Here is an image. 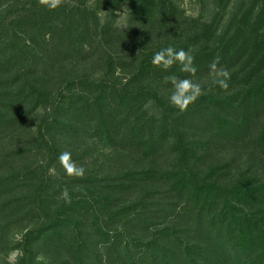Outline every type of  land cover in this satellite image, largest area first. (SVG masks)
I'll use <instances>...</instances> for the list:
<instances>
[{"label":"rangeland","instance_id":"374dc122","mask_svg":"<svg viewBox=\"0 0 264 264\" xmlns=\"http://www.w3.org/2000/svg\"><path fill=\"white\" fill-rule=\"evenodd\" d=\"M136 1L101 0V6L100 0H65L61 7L77 9V14L85 11L89 17L91 11L95 12L89 17V34L82 50L64 51L53 59L38 52L34 64L23 62L0 76V96L10 100L0 106V116L19 121L0 133V206L6 207L0 210V264H73L74 255L68 246L50 239L32 241V251L27 255L24 251L29 232L60 211L72 220L67 230H76L83 238H96L92 244L95 249L99 233L111 230L108 236L113 237L123 230L125 242L115 252L107 253L102 245L97 246L101 264H146L148 261H139L143 249L136 245L149 243L158 229L168 231L166 235L172 241L181 238V249L199 241L206 246L204 231L197 230L194 222V205L203 204L191 199V187L187 191L173 189L175 178H182L180 173L186 168L196 176L195 187L204 190L200 199L209 197L214 202V206L204 208L202 217H214L228 198L236 213L241 215V210L248 219H259L254 255L259 258L256 264H264V138L258 141L264 129V104L250 110L242 129L232 136L218 132L216 125L213 130L210 124L189 126L184 115L187 111L172 107L167 99L171 84L164 78L169 73L176 75L172 70L178 65L163 70L151 62L156 52L169 46L191 49L192 53L213 51L231 41L241 26V40L249 35L250 48L220 62L231 77L237 78L235 83L228 81L226 91L212 84L209 70L199 69L194 76L178 72L180 78L198 81L205 90L188 109H214L213 103L204 100L211 96L219 104L218 111L227 109L232 101L226 98L233 93L244 96L250 86L246 83L250 70L257 69V60L264 55V43L251 39L255 34L247 32L241 19L248 16L253 0H156L148 12H138V7L146 3ZM0 4V13L7 10L2 15L6 23L21 22L24 16L40 13L42 8L38 0H0ZM111 4L114 8H109ZM259 9L250 16L251 23ZM19 36L26 41L36 39L33 32ZM40 50H44L43 45ZM32 86L34 91L25 89ZM31 93L29 100L24 98ZM126 93L141 95L138 104L121 112L126 114L119 116L121 126L109 124L110 130L101 127V112L109 113L108 104L112 110L117 95ZM14 95L17 97H10ZM93 101L95 106L90 105ZM36 102L41 105L32 110ZM242 111L237 108L231 114L242 122ZM142 118L148 125L163 120L165 132L155 130L153 139L136 144L130 128L140 124ZM146 133L140 132V136L146 138ZM64 151L86 169L83 179L66 175L58 159ZM64 188L69 190L71 203L61 198ZM248 188L256 189L252 199L241 196ZM140 203L148 217L158 212L157 205L168 217L159 226L139 225L137 220L105 225V221L110 223L107 212L121 207L138 209ZM175 205V212L170 211ZM129 213L127 219L133 215Z\"/></svg>","mask_w":264,"mask_h":264},{"label":"trees","instance_id":"16d2710c","mask_svg":"<svg viewBox=\"0 0 264 264\" xmlns=\"http://www.w3.org/2000/svg\"><path fill=\"white\" fill-rule=\"evenodd\" d=\"M138 1L142 0H137L136 2ZM143 1L146 3V5L139 6L138 9L140 10H138V12L141 10L144 12L152 10L156 0ZM100 5H103L101 0ZM258 7H260L259 12L251 23L250 16H252L256 10H258ZM103 8L104 6L101 7V9ZM109 8H114V4H111ZM40 10V13L32 12L26 17L24 16L23 20H20L21 22L18 20H12L8 23L4 21L5 16H2L7 10H3L0 13V76L11 73L15 66L18 67L23 62H30L32 64L37 60V57L39 56L37 54L38 52H45L48 54L49 58L53 59L59 57L58 55L63 54L64 51H66V53H70L71 51L79 52L82 50V47L86 41L85 36L89 34V17L90 15H94L95 12L91 11L88 17L87 14H84L85 11L81 12L83 14H77L79 12L77 9L67 7H60L54 11H49L47 8L42 7ZM94 10H96V7ZM247 12H249L248 16L245 14L243 18H241L243 23L247 26L246 28L249 30L247 32L251 33L252 35L255 34V36L251 38L253 41L257 39V43H264V31L261 34L256 35L258 34V31L264 30V0H253L252 6ZM242 31H244V29L239 26L238 31L234 33V38L228 43L222 44V46H220L221 48L218 47L217 49L210 52L197 51L192 53L195 57L194 64L197 70H209V64L216 56L220 57L221 62L223 59H227L228 57H236L235 54L239 55L238 53L240 52H246V50L250 48L247 45V39L249 38V35H246L247 37H244V39L241 40L243 37ZM31 32L34 33L36 39H32L30 41L27 38L26 41L23 39V37L19 36V33L26 35ZM47 36L49 37L46 41ZM76 42H78V45ZM41 45H43L44 48L42 51L40 50ZM20 54L22 58L19 61V57H21ZM257 62V69L253 68L250 70V76H248V80H246V83H249L250 86L246 88V93H244L243 97H241L238 93H233L232 96L226 98L232 101L229 104L230 107L227 109L223 107L222 111H218L216 109V106H219V104L214 101L213 96L208 98L204 97V100H209L214 104L215 108L208 109L206 112L202 107H197L196 109L193 108V110L188 109L184 114L186 123L188 125L190 124L200 128L204 127V125L210 124L209 126L212 130L214 129V125H216L218 132L228 133L229 136H232L234 133H238L239 130L242 129L243 124L246 123V120H248L250 117V110L256 109L259 105L264 104V75L262 74L264 70V55H261ZM179 67L180 66L178 65L175 70H172L177 71L176 76L178 77L181 76V73H178L180 72ZM259 71L262 76H259ZM168 75L172 74L169 73ZM235 81H237V78L231 77L229 82L235 83ZM25 89L34 91L33 86L29 88L25 87ZM23 92L24 90L20 91L19 96H22ZM33 94L34 93L24 96V98L29 100ZM15 95L10 97H17ZM239 96L241 97V101L238 105H236L235 102ZM140 98L141 95L134 97L132 94L128 93H126L124 96L117 95V99L113 101L115 103L114 108L111 110L112 106L108 104L109 113L101 112L102 118L99 122V125L108 130H110L108 126L109 124L119 126V116L126 115L121 112H125L126 110L134 107L137 103V100ZM79 99L84 102L82 96H79ZM7 101L10 100L4 96H0V106H5ZM40 105V102L34 103L32 110H37ZM90 105L95 106V101H93ZM237 108L243 110L241 112V116L243 117L242 122L239 118L234 117V115L231 114L234 112V109ZM76 111L80 110L76 109ZM195 115H198V118L194 119ZM140 120V124H135L130 128L131 136H133L138 141L136 144L143 143L144 139H147V141L153 139V131L155 134V130L160 134L165 132V122L163 120L157 124L152 123L150 125L147 124L148 120L145 121L143 118ZM18 122L19 121L17 120L16 123ZM16 123L11 119L5 120V118L0 116V133L6 129L13 128ZM148 129L153 130L146 133ZM140 132L143 134L146 133V138L140 136ZM262 137L264 138V129L261 132V138L258 140L260 143L263 140ZM182 157L188 166L185 154H182ZM181 172L182 173H180V175L182 178H175L176 183L173 189L175 192H177L180 188L186 189L187 191L188 188L191 187L193 189L190 194L191 199L196 198L197 202H201L203 204V206L198 205V203L194 205V209L196 211V220L194 222L197 224V230L203 229L204 232L202 235L208 244L206 246H202V243L199 241L197 244H194L193 247L187 246L181 249V246H183V241L181 238H179V241L174 240V242L171 238L168 239V236L166 235L168 231L165 229H158L156 231L157 233H155L153 239L149 243L147 242L146 245L143 244V246L138 244L136 245V247L139 246L142 247L140 249H143L141 252L142 256L139 261H148L146 264H256L259 258L254 255V248H256L255 241L257 235L259 234L257 226L261 224L260 221L258 222L259 219H256V217H251L248 219V216H245L241 210H238L241 215L236 213L237 209H234V207L230 205L232 203L228 198L224 202L221 210L216 212L214 217L208 219L202 217V211L208 207L214 206V202L209 197L200 199V196L202 195L201 191L204 190L198 185L195 187L194 180L196 176L192 174L191 169L186 168ZM255 191V188H248L247 191L241 196L248 195L252 199ZM235 199L240 200L238 197ZM249 203H247V205ZM139 206L141 208L133 209V207L128 211L126 208L121 207L116 209V212H107L106 219L110 223L108 224V222L105 221V225H113L115 223L121 224L122 222H125L124 220H126L127 223H133V221L137 220L139 225L143 223L144 225H149V223H152L153 226H159L161 220L168 217L166 214H161L162 210H160L161 206L159 205H157V208L159 209L158 212L155 211L153 214L151 213V216L149 217L142 211V209L145 210L144 205L140 203ZM1 209H6L5 204L0 206V210ZM189 209L190 207H187L188 211ZM175 210L176 205L174 206V210L173 207L170 209V211L173 212H175ZM191 210H193V207ZM128 212H130V215H133L131 218L127 219L126 215ZM65 213L62 211L56 213L53 218H50L47 220V222L41 224L38 229L29 232L27 242L25 241L26 243L24 245L25 255L30 253L34 248L33 246L30 247L32 241L37 242L40 239H50L51 241H55V243L58 242L64 246H68L69 250H71L72 254L74 255L73 264H95V262L101 264L102 258L97 251V246L102 245L107 253H113L118 247L121 246L122 242H125L123 240V230L120 231L118 236L113 235V237L108 236L109 231H111L109 230L108 232H101L98 234L100 236V240L94 243L96 245L95 249L92 246L93 242L96 240L95 237L89 239L87 237L83 238L78 231L67 230L69 227L68 223H71L72 220L63 217ZM115 217H118L117 220H115ZM217 221L218 225L215 224ZM67 236L69 237L68 239ZM260 236L261 235H259V237ZM126 240L128 241V238H126ZM137 242L141 243L142 241L138 240ZM262 253V256H264V251ZM252 255L253 257H251ZM21 264H23V262ZM30 264L34 263L30 262Z\"/></svg>","mask_w":264,"mask_h":264},{"label":"clouds","instance_id":"9594fccd","mask_svg":"<svg viewBox=\"0 0 264 264\" xmlns=\"http://www.w3.org/2000/svg\"><path fill=\"white\" fill-rule=\"evenodd\" d=\"M38 3L49 11H54L60 8L65 3V0H38ZM194 60L195 57L191 49L188 51L184 49L176 50L169 46L156 52L151 62L155 67L163 70H168L173 65H179V70L182 73L194 76L197 72ZM209 76L213 85L225 91L229 88L228 81L231 78V73L227 68L220 65L219 56L214 57L210 62ZM164 79L166 83L171 84L170 94L167 97L169 104L181 112L187 111L190 105L194 104L205 94L201 83L193 79L180 78L175 74L168 75ZM58 159L67 176L78 179L84 178L86 169L72 160L70 152H62ZM61 198L66 203H71V196L67 188L61 191Z\"/></svg>","mask_w":264,"mask_h":264}]
</instances>
